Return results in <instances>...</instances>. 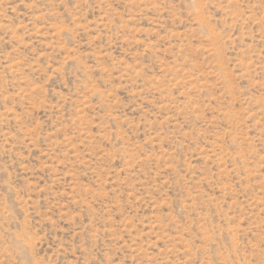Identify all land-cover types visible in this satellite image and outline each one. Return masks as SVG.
I'll use <instances>...</instances> for the list:
<instances>
[{
	"label": "rangeland",
	"instance_id": "1",
	"mask_svg": "<svg viewBox=\"0 0 264 264\" xmlns=\"http://www.w3.org/2000/svg\"><path fill=\"white\" fill-rule=\"evenodd\" d=\"M0 264H264V0H0Z\"/></svg>",
	"mask_w": 264,
	"mask_h": 264
}]
</instances>
